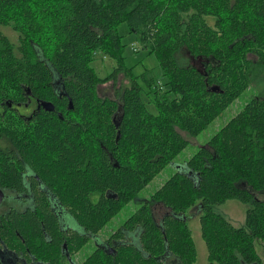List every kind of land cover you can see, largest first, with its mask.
I'll return each instance as SVG.
<instances>
[{
  "label": "trees",
  "instance_id": "obj_1",
  "mask_svg": "<svg viewBox=\"0 0 264 264\" xmlns=\"http://www.w3.org/2000/svg\"><path fill=\"white\" fill-rule=\"evenodd\" d=\"M124 24L158 74L126 66ZM0 25L18 36L0 32V188L22 193L30 169L47 189L34 213L0 215V243L23 240L45 264H69L88 245L80 264H196L187 213L197 207L208 264H264L255 249L264 242V99L177 163L190 143L183 133L199 137L264 69V0H0ZM97 55L116 63L105 78ZM120 75L130 85L102 97L100 86ZM171 165L178 171L100 240ZM50 197L75 231H63ZM230 200L247 207L245 226L215 212ZM156 205L167 209L159 219Z\"/></svg>",
  "mask_w": 264,
  "mask_h": 264
},
{
  "label": "rangeland",
  "instance_id": "obj_2",
  "mask_svg": "<svg viewBox=\"0 0 264 264\" xmlns=\"http://www.w3.org/2000/svg\"><path fill=\"white\" fill-rule=\"evenodd\" d=\"M209 21L212 23V18H209ZM119 31L120 34L124 37L123 44L126 45V48L124 50V56L126 57V66L129 68L136 66L137 73H142L145 68H148L152 69V72L155 75L158 74L159 68L157 59L154 56H148V53L142 50L139 36L131 34L126 24L122 25L119 28ZM0 32L7 35L14 43L17 42L18 36L10 27L0 25ZM135 48L140 50L138 52H135ZM93 67L100 78H105L113 71L114 67H116V63L110 58L103 57L102 55H97V58L93 63ZM137 73L135 71V74ZM130 83V78H127L124 75H120L118 77L117 84H114V82H109L100 86L99 94L102 97L106 98H118V94H120L125 87H128ZM253 97L264 99V69L256 72L251 87L247 90V92L244 93L223 115H221L220 118H218L213 124H211L205 132L200 134L199 137L190 138L186 133H183V136L188 141H190V143L188 148L184 150L178 157L177 163L186 161L191 156H193L198 151L201 145H204V143L208 141L211 136H213L230 119H232L238 112H240ZM176 166L171 165L162 173H160V175H158L146 187V189L140 193V198L142 199H139L137 202L133 201L128 206H126L124 210L115 219H113L102 232H100L99 238L103 241L105 240V238L109 237L115 230H117L125 222V220L133 213H135V211L142 205L141 201L148 199L178 171ZM7 208L8 206L6 205L3 209H1V211H6ZM246 209L247 207L237 200H230L225 204L214 206L215 212L222 215L236 227L245 226ZM166 212L167 209H165L163 206L156 205L155 216L157 219L162 217ZM200 217L201 212L197 207L189 210L187 213L188 225L192 231L193 239L198 253L196 264H208V252L205 241L202 238ZM74 222L77 224L75 220ZM88 246L74 257L78 264H80L86 256L94 251V245H90L89 247ZM255 249L258 255H260L264 259V242L256 240Z\"/></svg>",
  "mask_w": 264,
  "mask_h": 264
},
{
  "label": "flooded vegetation",
  "instance_id": "obj_3",
  "mask_svg": "<svg viewBox=\"0 0 264 264\" xmlns=\"http://www.w3.org/2000/svg\"><path fill=\"white\" fill-rule=\"evenodd\" d=\"M27 111L30 106L26 107ZM29 118V117H28ZM26 175L23 179L25 185H23L22 193H18L12 189L0 188L4 192V199L0 204V215L5 213L10 214L14 210H21L24 213L31 214L35 212V208L41 205V199L43 198V193L47 191L46 185L43 181L34 174L30 169L25 171ZM50 204L54 213H56L59 224L63 227H66L63 231L66 230H76V226L69 222V214L60 206L59 203H56L54 198L50 197ZM8 208L3 211L1 209L4 206ZM72 217V216H71ZM73 218V217H72ZM9 222L13 219H8ZM39 223L44 227V220H40ZM3 225H0V231ZM8 228H13L11 224L8 225ZM12 238L13 235H12ZM99 238V237H98ZM1 239V237H0ZM100 239V238H99ZM43 240V238H42ZM101 240V239H100ZM24 243L23 240H21ZM22 243H17L16 248H11L7 243L1 241L0 243V263L1 264H45L42 260L36 258L32 252L25 248ZM64 247L67 249V245ZM65 264H68L67 262ZM69 264H78L76 259L74 261L70 260Z\"/></svg>",
  "mask_w": 264,
  "mask_h": 264
},
{
  "label": "water",
  "instance_id": "obj_4",
  "mask_svg": "<svg viewBox=\"0 0 264 264\" xmlns=\"http://www.w3.org/2000/svg\"><path fill=\"white\" fill-rule=\"evenodd\" d=\"M215 90H216V88H213V91H215ZM43 106L45 108H47L46 103H43ZM69 109H72V104L71 103H70ZM3 199H4V192L2 191V189H0V204L2 203Z\"/></svg>",
  "mask_w": 264,
  "mask_h": 264
},
{
  "label": "built area",
  "instance_id": "obj_5",
  "mask_svg": "<svg viewBox=\"0 0 264 264\" xmlns=\"http://www.w3.org/2000/svg\"><path fill=\"white\" fill-rule=\"evenodd\" d=\"M137 50H138L137 48L134 49V51H137Z\"/></svg>",
  "mask_w": 264,
  "mask_h": 264
}]
</instances>
